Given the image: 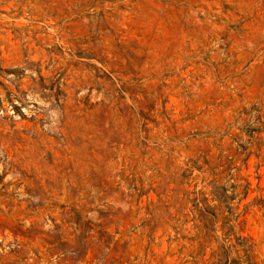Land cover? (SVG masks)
<instances>
[{"label":"rangeland","instance_id":"1","mask_svg":"<svg viewBox=\"0 0 264 264\" xmlns=\"http://www.w3.org/2000/svg\"><path fill=\"white\" fill-rule=\"evenodd\" d=\"M235 260L264 264V0H0V264Z\"/></svg>","mask_w":264,"mask_h":264},{"label":"trees","instance_id":"2","mask_svg":"<svg viewBox=\"0 0 264 264\" xmlns=\"http://www.w3.org/2000/svg\"><path fill=\"white\" fill-rule=\"evenodd\" d=\"M248 185H249V183H247V185L245 186V192L247 191V189H248ZM198 210L200 211V212H202V211H206V206H205V204H204V202H202V205L201 206H198ZM204 215H206V214H204ZM227 230L223 233V239L225 238V239H228L229 240V236L233 233V230H232V226L231 225H229L228 223H227ZM225 241V240H224ZM231 246V245H230ZM230 246H228L227 248H224L223 246L222 247H220V255L221 256H223V257H226L227 258V256H228V252H229V247ZM251 248V246H248L247 248H244V251H247V250H249ZM224 264H227V261H225L224 262ZM234 264H240V262H236V260L234 261ZM253 264H256V263H253Z\"/></svg>","mask_w":264,"mask_h":264}]
</instances>
